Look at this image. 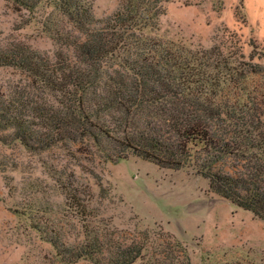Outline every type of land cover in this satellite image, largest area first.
Listing matches in <instances>:
<instances>
[{
  "label": "rangeland",
  "instance_id": "1",
  "mask_svg": "<svg viewBox=\"0 0 264 264\" xmlns=\"http://www.w3.org/2000/svg\"><path fill=\"white\" fill-rule=\"evenodd\" d=\"M84 1L91 4L92 17L81 30L69 19L59 21L51 0H41L34 9L0 0V50L28 48L51 62L58 56L73 58V50L55 38L92 39L93 33L109 29L110 19L128 0ZM161 1L157 28L143 35L159 54L144 62L176 57L180 61L189 52L190 58H201L203 51L204 58L220 66L212 70L217 83L222 82L223 102L235 114L237 145L244 148L260 139L264 136V0ZM51 25L58 31L48 28ZM188 61L200 70L196 62ZM116 64L111 61L106 69L119 70ZM203 85L214 88L215 84L209 80ZM16 89L26 91L34 101L43 97L49 105L60 106L56 93L40 88L21 69L0 67V97L7 99ZM105 92L99 96H106ZM88 112L96 113L91 106ZM90 117L80 134L68 129V138L46 150L34 144L35 149H30L12 137L4 142L1 136L6 135L0 133V264H67L46 238L53 236L62 246H78L85 239L83 221L112 245H144L148 251L136 264H163L161 251L169 258L172 253L179 255L180 249L190 260L174 254L178 264H264V220L215 194L209 181L191 167L163 168L131 150L124 152L116 142L94 140L90 134L98 128L120 136L122 130L115 128L120 125L117 112ZM246 148L247 160L259 164L252 163V153L259 155L258 151ZM242 160L229 158L221 167L236 173L246 164ZM69 193L83 202L85 219L71 208L75 202Z\"/></svg>",
  "mask_w": 264,
  "mask_h": 264
},
{
  "label": "trees",
  "instance_id": "2",
  "mask_svg": "<svg viewBox=\"0 0 264 264\" xmlns=\"http://www.w3.org/2000/svg\"><path fill=\"white\" fill-rule=\"evenodd\" d=\"M15 1L31 9L41 4V0L28 4L24 0ZM153 2L128 0L110 19L109 29L93 33L92 39L81 41L66 35L64 38L57 36V43L60 39L59 43L73 50V58L58 56L51 62L45 58L42 61L28 48L0 50V67L21 69L40 88L56 93L60 104L55 108L43 97H36L34 101L30 94L20 89L9 93L7 99L0 97V133L6 135L1 136L2 141L12 137V141H19L30 149H35L34 144L46 150L68 138V129L72 130L68 131L70 133L80 134L78 130L84 120L92 118L90 115L115 111L117 124L120 122L115 128L122 130L120 136L98 128L95 134H90L94 140L116 142L124 152L131 150L163 168L191 167L196 175L209 181L215 194L264 220V136L246 145L259 154L252 153V163L258 161L259 164H251L245 155L247 148H240L237 136H233L235 114L220 96L222 82L217 83L213 73L220 66L204 58L203 51H199L201 58H190L192 53L185 52L187 58L180 61L176 57L175 61L163 59L165 63L163 60L145 63L159 54L143 36L146 30L157 28L163 13L160 10L162 1ZM51 3L59 21L69 19L81 30L92 17L91 4L84 0H51ZM48 28L59 29L52 25ZM74 58L78 62L72 63ZM188 60L196 62L200 70L196 71ZM111 61L118 62L116 65L120 69L108 71L106 67ZM209 80L215 84L214 88L203 85ZM102 92L106 96H99ZM90 106L96 113L88 112ZM229 158H238L239 162L246 159V164L239 172L227 173L221 166ZM68 198L75 202L71 208H76L77 215L85 219L88 214L83 210L81 199L72 193ZM83 223L85 239L78 246H62L53 236L46 238L67 264L81 260L92 264H136L148 251L137 242L129 246L112 245L103 238L102 232H94L87 227L86 221ZM161 253L159 255L165 257L163 264H178L176 253L169 258L164 251ZM177 253L181 260L189 262L185 250Z\"/></svg>",
  "mask_w": 264,
  "mask_h": 264
}]
</instances>
